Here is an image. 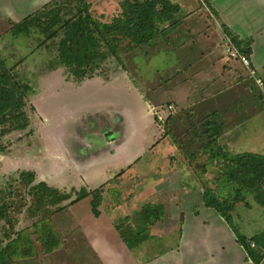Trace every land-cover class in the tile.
<instances>
[{
	"label": "rangeland",
	"instance_id": "374dc122",
	"mask_svg": "<svg viewBox=\"0 0 264 264\" xmlns=\"http://www.w3.org/2000/svg\"><path fill=\"white\" fill-rule=\"evenodd\" d=\"M40 1L45 0H0V12L4 15H10L5 11L21 12V10L35 7L34 2L39 4ZM187 1H190L187 3L190 8L196 3L197 8L203 12L193 17L191 21L192 26L199 30L198 33L195 32L197 35L191 38L184 33L186 30L183 26L179 28L181 23H185L188 27V23L184 21L188 14L183 11L182 16H174L176 19L159 25V29L164 30V33L159 34L150 45L133 47L128 45V42H123L118 56H112L110 58L112 65L109 64L110 70L115 69L116 64L117 69L123 67L128 70L132 75L134 85L149 98L155 93L157 99L155 105L172 104L176 106L177 111L171 115L169 122L165 125L158 124L163 134L162 140L169 138L168 146L165 148L164 142H161L155 148L152 147L158 137H156L155 127L149 126L150 119H147L144 132L138 134L135 132L132 137L133 143L131 142L129 148L131 152L136 149L135 142L141 143L138 150L141 148L147 150L140 162L129 169L130 178L112 180L116 176L115 171L112 170L115 168L108 165L97 178L94 173L90 180L92 188L111 180V185L108 187L112 188L104 189V198L112 204L117 203L120 207L115 208V212L119 210V220L128 222L129 217V222L135 223L137 219L140 220L139 212L146 204L164 206L168 224L172 223V228L167 224H159L154 229V234V232L151 233L153 226L151 227L150 234L154 236H151L152 243L149 245L151 247L144 258L146 263L160 258L158 260L160 264L163 260L169 264L173 255L177 257V248L182 233L181 219L178 216L196 207L200 212V209L205 207L203 194L198 196L200 189L195 190L193 195L191 194V188L197 186V182L202 189L203 184L214 189L222 188V183L218 181L221 163L210 162L203 148L202 150L200 148L208 140L205 132L209 118L214 119L217 125L221 124L223 127L218 143L224 151L233 155L241 153L264 155V93L257 87L252 90L251 82L246 79V70L236 61L237 67L235 64V67L231 65L234 60H231L226 52L224 32L216 24L215 17H212L210 12L209 14L206 12V5L209 7L211 4L209 0ZM258 2L248 0L241 3L247 4L248 7L253 4V8L255 7L258 11ZM232 7L236 5L233 4ZM239 17L242 20L246 18L254 21L253 15L243 14ZM206 25L208 26L207 32L203 35ZM222 26L226 27L224 24ZM8 30V22L5 19L0 20L2 58L8 68L13 70L16 80L20 78L21 80L38 81L35 83L34 91L27 98V106L24 108L30 120L28 129L3 134L0 126V210L4 213L0 215V264H5V262L6 264L111 263L113 256L111 258L108 256L107 260L106 255L102 258L93 250L94 248L89 247L90 244L84 239L82 228L74 223L73 226H70L71 223L67 226L66 222L58 221L69 218L67 210L59 209V204H51L50 198L39 202L32 191L40 181H46L47 177L53 179L50 162L59 148L56 146L55 139L57 136L67 134V132L59 131L61 116L54 115L51 111L55 109L51 110L50 105L53 102V105L58 107L63 101L69 102L70 99H76L75 104L81 94L75 92L68 97L62 93L68 89L72 90L73 87L64 84L57 73L51 72L52 64L56 60L52 50L38 51L36 50L37 44L31 37H15L12 33H8ZM258 30V33H264V22ZM251 39L247 38L244 41ZM257 53H260V57L264 55V40L257 44ZM222 62L223 64L227 62L231 67L223 66ZM208 65L213 67L207 68ZM105 68L107 67L102 65L100 70L105 72ZM199 69L209 72L207 80L212 82H208L203 88L205 100L202 98L195 105L184 110L174 101L173 93L178 94L189 80L196 77L194 73ZM110 72L108 74L115 75L114 70ZM182 97L185 96L182 95ZM55 98L58 99L55 100ZM133 111L136 115L140 112L147 115V108L142 102L140 108L134 102ZM117 119L120 120L119 116ZM71 133L73 132H69ZM72 147L73 140L66 150L70 151ZM82 150L85 151V149ZM138 150L134 152H140ZM142 152L143 150L140 153ZM70 153L76 157L82 155L79 145L75 146ZM172 154L174 158H171ZM148 162L153 164L154 171L157 173L164 171L163 174H167V180L163 191L158 194L150 193L149 201H145L146 204L140 209L141 199L147 198V194L139 188L145 187L144 184L148 181L147 175L141 174V170L146 168ZM23 172H35L37 180L27 184L29 179L21 175ZM54 176L58 179V184H61L65 177L64 174ZM171 177H174L175 185L171 184L176 188L173 197L164 193L167 189H170L172 193ZM136 200L138 202L134 205ZM76 211L85 218L87 214H91L90 204L85 203ZM232 215L233 226L242 235L251 238L264 232V207L258 204L251 194L247 195L245 201L235 205ZM61 228L63 229L60 232ZM52 230L60 240L57 239L52 245L50 253H45L43 250L47 249L48 243L45 245L46 243H41L38 239L44 235L48 242L54 236ZM19 234L25 239L20 236L18 243L23 240L26 242L18 246L13 245L8 248V252H3V247L6 250V246L19 237ZM157 234L162 240L169 239L166 245H159L161 248L155 246V243H159ZM163 234L166 236L163 237ZM121 257L123 259H120ZM118 258L121 262L126 259L124 256Z\"/></svg>",
	"mask_w": 264,
	"mask_h": 264
},
{
	"label": "crops",
	"instance_id": "0c3cea01",
	"mask_svg": "<svg viewBox=\"0 0 264 264\" xmlns=\"http://www.w3.org/2000/svg\"><path fill=\"white\" fill-rule=\"evenodd\" d=\"M51 1L52 0L40 1L39 4L34 2L35 7L32 5L33 7L31 9L27 8L21 10V12L10 13L9 11H5L10 15H4L0 12V20L5 19L8 22L10 30V21L13 23H19L29 15L41 10ZM86 1L88 4H90V12L95 18L109 23L119 13L120 3L123 0ZM170 1L180 7V12L175 15V17L178 15L182 16L184 14H182L183 11H186L188 14L186 18H184V21L188 23V27L185 26V23H181L179 28L183 26L186 30H183L184 33H187V35H189L191 38L197 35L199 30L198 28L196 29L192 26L193 24L191 21H193V17L196 15H201L203 12L197 8L196 3L192 8H190L187 5V3L190 1ZM247 1L248 0H209L211 4L209 7L206 5V12H210L211 16L215 17L214 20L220 29L222 28L223 30L222 25L224 24L226 28L236 34L240 40L252 38L251 48L253 53L251 59L253 61V67L261 72L264 67V55L260 57V53H257V44L259 41L264 40V33H258L259 27H261V25L263 26L264 22V0H257L259 1L258 11L255 9V7L253 8V4L248 7L247 4L241 3ZM233 4H235L236 7H232ZM23 12H25V14H23ZM243 14L245 16L253 15L254 21L251 19L250 21L246 18L245 20L244 18L242 20L239 16ZM207 27L208 26L206 25L203 35H206L205 32H207ZM182 35L183 34H181V36ZM236 63L235 61H232L231 65L235 67ZM110 65H112V63ZM226 65L231 67L230 64H227V62L226 64H223V66ZM114 66L115 69L112 70L115 71V75L103 74L95 76L91 79H85L81 82H75L72 79H68L65 71H63L62 68L50 69L51 72L57 73L58 76L61 77L64 84L71 85L73 87L72 90L68 89L64 92L62 91L63 94L71 97V94L77 92L80 93L81 96L77 98V102L75 104L74 101L76 99H70L69 102L63 101L61 105H59L60 107H55L53 102L50 105L51 110L55 109L51 112L54 115L61 116L59 131L67 132V134H64V136L60 137L57 136V139H55V142L57 143L56 146H59V148L57 151H55L50 162L51 168L53 170L51 178L53 179H48L50 177H47V182L44 181L48 184V186L56 188L61 192H69L71 189L79 190L81 188H86L89 191H92L101 186L103 189L112 188L108 187L111 185V180L98 187H91L90 180L93 178L92 176L94 173L97 178L99 173L104 171L108 165H112V167L115 168L112 170L115 171L116 176L112 180L130 178L131 173L129 169L136 163L138 164L140 162L147 150L144 148L138 150L141 143L135 142L136 149L131 152L129 148L133 143L132 137L135 132L137 134L144 132L147 119H150L149 126L155 127V131L157 132L156 137H158V140L153 144L152 147L155 148L156 146L160 145L161 142H164L163 146L165 148L168 146L170 142L169 138L166 137L162 140V131H160L155 117L149 111L151 107L160 106V104L155 105L157 103L155 93L152 94L153 96L151 98H149L141 91L140 88L134 85L132 75L128 70H125L123 67H121V69L118 67V70L117 64ZM239 66L241 65L239 64ZM192 67H190V69ZM212 67V65H208L207 68ZM112 70L110 71L112 72ZM194 74H196V77L189 80L186 86L179 90L178 94L173 93L174 101L184 110L192 107L203 98V88L209 82V80H207L209 72H205L203 69L200 71L199 69ZM52 76H55V74H52ZM246 77H248V72L246 73ZM40 80L43 81V79ZM37 81L38 80L34 79L30 81L33 85V88L35 87V83H37ZM211 82L212 81L209 83ZM183 92H185L187 95L182 94ZM59 94H61V92H59ZM182 95L185 97H182ZM210 97L212 96L210 95ZM57 99L58 98H55V100ZM203 99L205 100V97ZM134 102L138 104L139 108L142 102L147 108V115H144L142 112L137 113L136 115L133 111ZM117 116L120 118L119 121ZM69 132L73 133L69 134ZM72 140L73 147L70 151H67L66 148L70 145ZM78 145L82 155L76 157L70 152L75 146ZM82 149H85V151ZM137 150L140 152L143 150V152H134ZM173 155L174 154L170 155L171 158L175 157ZM154 168L155 167H153V164L148 162L146 168L141 170V174L147 175L146 177L148 181L145 182V187L139 188L141 191L147 194V198L141 199L140 209L144 204H146L145 201H149L150 193L156 192L158 194L163 191L165 187L167 174L164 175V171L162 170L157 173L154 171ZM63 174L65 177L62 180V183L58 184V179L54 175L61 176ZM171 183L175 185L174 177L170 178V184ZM198 189L200 190L198 191ZM195 190L198 191V196L203 194V189L198 182L197 186H194L193 189L191 188L192 195L194 194ZM117 191L119 192L120 190L118 189ZM164 193H166L165 195L173 197V195L176 193V188H172V193L170 189H167V192ZM146 194H144V196ZM104 196L105 192L103 190V199L99 207L100 216L98 218L92 213L91 198L89 197L70 206L67 209L69 218L59 219L58 221L66 222L67 226H69V223L72 224L70 226H73L74 223L79 228H82L84 239L90 244L89 247L94 248L93 250L101 255L102 258H105V255L106 257L109 256L110 258L113 256L111 263L108 262L106 264H160V262H158L160 258L149 263L144 261V258L147 256V252L151 247L149 246L150 243H152L151 240L145 241L134 249H129V247L123 242L116 227L117 225L124 223L122 219L119 220V210L115 212V208L119 209L120 207H118L117 203H110L107 198L105 200ZM137 202L138 200L134 202V205ZM85 203L90 204L91 214H87L85 218H83V215L78 213L76 210L80 207H83ZM196 208L191 209L190 211H185L184 213L182 212L181 215L178 216L181 219L183 215L184 219L182 224V233L180 234L179 239L180 242L177 248L178 255L177 257L176 255H173L169 264H251L246 251L237 242L235 233L229 224L224 220V218L221 217L214 209L207 207L201 208L199 215H197L195 214ZM166 219L167 216L165 214L164 220L153 226L151 233L154 232L155 234L154 229L159 224H167L172 228V223L168 224V219L166 223ZM62 229L63 228L60 229V232ZM170 231H172V229ZM154 234L150 235L154 236ZM162 236L165 237L166 234H163ZM157 240L159 241V243H155V246L157 247H159V245L164 246L166 245L165 243L169 241V239L167 241L160 239L158 234ZM119 256L126 257V262L119 261ZM109 257L106 259L108 260ZM157 257H159V255H157ZM120 259L123 258L121 257ZM161 264L166 263L163 260Z\"/></svg>",
	"mask_w": 264,
	"mask_h": 264
},
{
	"label": "trees",
	"instance_id": "16d2710c",
	"mask_svg": "<svg viewBox=\"0 0 264 264\" xmlns=\"http://www.w3.org/2000/svg\"><path fill=\"white\" fill-rule=\"evenodd\" d=\"M90 9L91 6L86 0H52L41 10L19 23L10 21L11 28L8 32L15 37H31L36 42L38 51L52 50L56 60L51 68H62L68 79L81 82L108 74L110 58L118 56L123 42H128V45L133 47L153 43L159 34L164 33V30L159 29V25L174 19V16L180 12V7L170 0H125L120 3L117 16L106 23L95 18ZM223 32L225 38H228L242 54L249 59L252 58V40H240L236 34L224 26ZM102 65L108 68H105V72L100 70ZM240 65L246 70L242 64ZM257 71L259 72L258 69ZM259 73L264 79V67ZM14 77L13 70L8 68L0 53V126L3 134L11 131H26L30 124L24 108L27 106V98L33 92V85L27 78V80L20 78L16 80ZM246 79L251 82L252 90H254L256 86L249 78V74ZM170 117L164 125L169 122ZM206 123L205 133L208 140L200 148L201 150L203 148L210 162L221 163L218 181L222 183V188L214 189L203 184L204 206L217 211L229 224L237 237V242L246 251L251 264H263L264 232L251 238L242 235L233 226L232 212L237 203L246 200L248 194H251L256 202L264 207V155L253 153L233 155L224 151L218 143L220 133L223 131L222 125H217L214 119L210 118ZM21 175L28 177L27 184L37 180L35 172H23ZM103 190L101 186L92 191L81 188L61 192L43 181L32 189L39 202L50 198L51 204H59V209L65 210L90 197L92 213L95 217L100 216L99 207L103 199ZM3 214L0 210V215ZM165 214L163 205L146 204L139 212L140 220L137 219L131 224L128 217V223L124 221L121 225H117V230L129 249H134L152 238L151 227L163 221ZM195 214L199 215L198 208L195 209ZM183 221L182 215L181 224ZM52 233L54 236L48 242L44 235L38 239L41 243H46L45 245L48 243L47 249L43 250L45 253H50L52 245L57 239L60 240L54 230ZM20 236L22 237L19 234V237L12 240L6 246V250L3 247L2 251L8 252L11 246L24 244L26 242L24 240L18 243ZM252 244L255 246L252 247Z\"/></svg>",
	"mask_w": 264,
	"mask_h": 264
},
{
	"label": "built area",
	"instance_id": "2783aa9c",
	"mask_svg": "<svg viewBox=\"0 0 264 264\" xmlns=\"http://www.w3.org/2000/svg\"><path fill=\"white\" fill-rule=\"evenodd\" d=\"M225 48L228 57L231 60L238 61L240 64H242L248 71L249 78L253 80L255 86L264 93V79L257 71V69L253 68L251 59H249L246 55L242 54L229 39H226ZM149 111L153 114L156 121H158L159 124L163 125L165 121L171 115L175 114L177 110L174 105L170 104L161 105L158 107H151ZM254 246L255 245L252 244V247Z\"/></svg>",
	"mask_w": 264,
	"mask_h": 264
}]
</instances>
